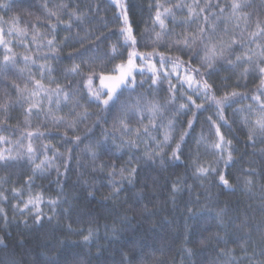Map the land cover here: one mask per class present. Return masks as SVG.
<instances>
[{
	"label": "snow or ice",
	"instance_id": "6c2138e0",
	"mask_svg": "<svg viewBox=\"0 0 264 264\" xmlns=\"http://www.w3.org/2000/svg\"><path fill=\"white\" fill-rule=\"evenodd\" d=\"M14 2L0 0V12L5 13L0 15V83L5 85L0 91V144L8 145L0 147V167L7 168L24 160L29 165L30 174L24 177L19 187L10 190L15 200L11 204L13 218L16 213L20 216L27 213L35 224H41L46 216L42 205L46 203L52 212L47 219L53 220L62 198L46 197L41 188L33 190V184L37 175L43 177L53 169L58 175H67L73 159L77 168L90 169L92 174H106V186L110 191L102 200L115 204L126 186L135 188L145 165L158 163L163 168L182 163L188 137L201 113L210 109L214 111L204 120L209 134L206 135L202 127L195 140V149L189 152L192 175L202 184L203 180L214 177L221 189L235 192L239 188L249 197L256 194L254 178L259 176L264 181V163L259 169L251 166L241 169L243 176L236 177L234 184L228 169L237 163L234 155L237 149L222 127L231 129L232 124L238 122L246 133L244 143L253 148L251 155L259 156L264 162V0H260L256 7H253L252 0H228L223 5L220 0H154L149 5L150 11L154 9L151 27H146L139 39L122 0H114L120 9L116 17L121 21L119 28L99 35L94 29L85 27L89 16L87 12H80L78 6L69 9V5L61 0L49 7L50 0H44L42 6L47 19L41 20L39 17L32 19L31 13L13 12ZM9 12L12 14L7 15ZM64 14L68 20L61 18ZM60 25L69 32L73 26L83 28V35L77 32L74 38L65 36L58 44L56 32ZM103 26L108 27L106 21ZM177 27L182 30L177 31ZM113 35L117 36V41L109 42L105 48L104 42ZM69 39H74L80 47L68 53L67 59L72 63L62 69L66 82L60 83L53 75L56 68L50 61L61 59L60 47ZM141 41H145V47L150 50L140 51L138 45ZM14 46L28 51L17 53ZM21 62L25 68L18 67ZM33 67L38 74L32 72ZM221 70H231L236 76V88L229 91V85L225 83L224 90H221L210 81V77ZM11 72L19 77H25L26 73L23 86L9 79ZM137 76L141 79L137 80ZM250 77L256 80L251 91L238 90L247 87ZM230 78L225 76L223 79ZM165 81L168 94L162 100L158 93ZM238 101L239 106L233 109L234 120L230 122L225 110ZM92 105H96L95 110ZM15 107L23 109L22 130L19 125L9 124L10 110ZM63 108H67V112H63ZM33 116L39 118L35 127L32 125ZM182 116L188 117L186 124L180 120ZM109 119L110 126L104 127L109 124ZM7 128L12 129L13 135L19 131L15 140L3 134ZM53 128L57 135H61V146H67L65 151L50 141L45 142V137L53 134ZM96 129H100L98 137ZM70 132L73 135L70 136ZM257 144L262 147L257 149ZM201 146L212 159H201ZM116 154H119L116 159H111ZM104 156L110 159H102ZM125 156L127 158L123 159ZM57 159L63 161V173ZM3 182L4 178L0 177V183ZM82 183L95 187V181L90 184L87 178ZM184 187L191 188V185L180 177L171 184L173 200ZM258 190V210L264 214V182L259 183ZM87 195L94 196L95 193L89 191ZM131 198L137 203L144 200L143 190L133 192ZM128 199L125 195L124 203ZM5 202H9V196L0 191V219L7 224L9 217L3 206ZM195 202H199V196ZM201 211L212 213L218 226L226 227L223 216L227 206L219 210L207 206L196 211L187 208L192 217ZM141 212L151 214L146 204L141 206ZM127 219V216L123 217V220ZM23 222L27 224V219ZM68 228L72 230L71 225ZM97 231L98 228L90 224L82 240H92ZM118 231L113 225L110 234L116 236ZM253 231L259 234V241L253 240ZM213 241L215 255L211 260L205 257L195 259L198 250L189 247L186 239L179 249V261L175 257L164 259L161 246V256L156 257L154 250L151 264H264V215L254 224H249L247 219L241 220L231 234L218 231L201 237L198 241L200 250ZM229 243L235 247H229ZM145 255L135 248L131 254L121 251L120 264H149ZM0 264H23L22 258L9 248L3 235H0ZM41 264H58L56 255Z\"/></svg>",
	"mask_w": 264,
	"mask_h": 264
},
{
	"label": "trees",
	"instance_id": "16d2710c",
	"mask_svg": "<svg viewBox=\"0 0 264 264\" xmlns=\"http://www.w3.org/2000/svg\"><path fill=\"white\" fill-rule=\"evenodd\" d=\"M60 2L61 0H50L49 7H52L54 3ZM62 2L67 3L69 9L78 6L80 12H87L89 19L86 21L85 27L94 29L96 35L116 30L121 24V21L116 19L120 9L114 3V0H62ZM122 2L127 7L129 19L139 39L140 33L146 27H151V13L154 12V9L150 11L149 5L154 0H122ZM43 3L44 0H15L12 4V11H21L25 14L31 13L32 19L39 17L41 20H45L47 17L42 6ZM220 3L222 5L227 4L228 0H220ZM259 3L260 0H252L253 7L258 6ZM11 14V12L7 13V15ZM0 15H5V13L0 12ZM177 15L179 16L181 13H177ZM26 18L28 17L26 16ZM61 18L68 20L66 14L62 15ZM104 21L107 22V28L103 26ZM53 22L55 21L53 20ZM169 27H172L170 22ZM176 30L181 31L182 29L177 27ZM77 32L83 35V28L73 26L71 32H69L65 30L63 25H60L56 32L57 43L59 44L65 36L74 38ZM117 39L115 35L110 36L103 46L107 48L109 42L115 43ZM79 47L80 45L75 43L74 39H69L64 46L60 47L59 55L61 59L50 61L56 68L53 75L57 77L60 83L66 82L62 69L72 63V60L67 59L68 53ZM138 47L140 51L150 50V47H145V41H141ZM14 51L24 54L28 50L14 46ZM184 59H188V57L184 56ZM18 67L25 68V65L21 62ZM32 72L38 74V70L35 67L32 68ZM8 75L10 80H16L23 86L26 73L25 77H19L15 72H11ZM225 76H230L231 78L225 81L223 79ZM67 79L72 78L68 77ZM140 79L141 77L137 76V80ZM235 80L236 76L232 74L231 70H221L210 77V81L214 82L221 90H224L223 86L227 83L229 85L227 90L229 91L236 88ZM45 83H47V80ZM173 83H175V80H173ZM255 83V78L250 77L247 87L242 86L238 90L251 91ZM147 87L148 85H145V88ZM167 87L166 81L160 85L158 95L162 100L168 94L166 91ZM4 88L5 85L0 83V91H3ZM219 94L220 92L218 91L217 95ZM12 96L15 99V92L12 93ZM197 102L199 103L200 101ZM244 103H247V101ZM239 104L240 102L238 101L237 104H233L231 108L225 110V115L230 122L234 120L233 109L238 107ZM91 107L92 110L96 109V105ZM62 111L67 112V108H63ZM212 111L214 109L201 113L199 122H197L192 135L188 137L185 144L182 163L177 162L176 166L166 165L163 168L158 163L145 165L141 168L135 188L126 186L125 192L121 193L120 200L115 204L112 201L102 200V197L110 191L106 186V174H92L90 169L85 171L82 168H77L75 159L71 161V170L67 175H58L55 169L43 177L37 175L33 190L41 188L46 197L60 196L62 198V202L57 208V214L51 221L47 219L48 215H52L50 207L46 203L42 205L46 216L41 224H35L33 217L27 213L25 216H20L19 213H16L15 218H13L14 213L11 204L15 203V200L12 199L10 190L14 186L19 187L23 183L24 177L30 174L28 163L22 160L7 168L0 167V177L4 178V182L0 183V191H4L9 196V202L3 204L8 211L9 222L5 224L4 220L0 219V235L5 236L9 248L15 250L16 254L22 258L23 264H41L46 258L54 254L58 264H120L121 251L131 254L133 248L138 253L141 251L145 253V259L151 264L154 259L152 256L154 250L156 257L161 256L159 251L161 246L164 248V259L170 260L175 257L179 261L181 258L179 249H181L186 239L189 242V247L198 250L195 259L205 257L211 260L215 255L213 251L215 242L213 241L212 244H208L206 248L200 250L198 241L201 237H207L211 233L218 231L221 234L225 231L231 234L236 231V225L241 220L247 219L249 224H254L259 222L262 215H264L258 210V185L264 182L261 177L257 176L254 178L257 182L256 194L249 197L239 188L235 192L219 188L214 177L203 180L202 184L200 179L192 175L193 170L189 166V152L195 149V140L201 133L202 127L204 133L206 135L209 134L208 125L204 123V120ZM190 115L191 113H189ZM10 116L9 124L13 126L19 125L20 130H22L24 128L23 109L20 107L11 109ZM187 118L182 116L180 120L186 124ZM213 118L215 119V117ZM38 123L39 118L33 116V127ZM110 123L111 120L109 119V124L104 125V127H109ZM60 131L62 132L63 128ZM222 131L226 136L233 139L237 149L236 153H234L237 163L228 169L232 182L235 184V178L243 176L241 169L249 166L259 169L264 162L260 160L259 156L251 155L253 148L251 145L244 143L246 133L238 122L233 123L231 129L227 126L222 127ZM3 134L15 140L19 135V131L13 135L12 129L7 128ZM69 135L71 136L73 133L70 132ZM96 135L97 137L100 135V129H96ZM48 141L59 147L61 151H65V147H67L61 146L63 141L61 135L56 134L55 128H53L52 135L45 137V142ZM0 147H8V145L0 144ZM260 147L262 145H256L257 149ZM200 151L201 159H212L211 155L204 152L203 146H201ZM117 155L119 154L113 155L111 159H116ZM126 158V156L123 157V159ZM102 159L108 160L110 158L104 156ZM56 163L60 167V172L63 173V161L57 159ZM178 177L182 178L186 184L191 185V188L184 187L183 191L175 194V199L173 200L171 184ZM85 178L89 180L90 184L95 181V187L84 185L82 181ZM141 189L144 192V200L138 203L134 202L131 198L132 193ZM89 191L94 192L95 195L88 196L87 193ZM125 195L129 197L127 203H124ZM197 196H199L198 203L195 202ZM144 204L151 210L150 215L141 212V206ZM130 205L131 207H129ZM206 206L216 210L227 206L226 214L223 216L226 227L220 228L217 220L208 211H201L195 217L190 216L187 212L189 207L196 211V209H205ZM65 209H67V212L64 211ZM125 216L128 217L127 220H123ZM25 219H27V224L23 222ZM90 224L92 227L98 228V231L92 240L84 242L82 236L87 234L86 230ZM68 225H71L72 230H69ZM113 225L119 229L116 236L110 234ZM78 229H83L84 231H75ZM252 238L259 241V234L253 231ZM228 246L235 247L231 243ZM249 250L251 251V249ZM25 252H27V255H24Z\"/></svg>",
	"mask_w": 264,
	"mask_h": 264
}]
</instances>
